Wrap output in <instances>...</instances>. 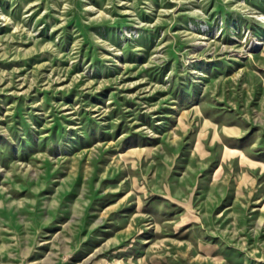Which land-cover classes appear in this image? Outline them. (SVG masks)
Listing matches in <instances>:
<instances>
[{
	"label": "rangeland",
	"instance_id": "obj_1",
	"mask_svg": "<svg viewBox=\"0 0 264 264\" xmlns=\"http://www.w3.org/2000/svg\"><path fill=\"white\" fill-rule=\"evenodd\" d=\"M0 264H264V0H0Z\"/></svg>",
	"mask_w": 264,
	"mask_h": 264
}]
</instances>
